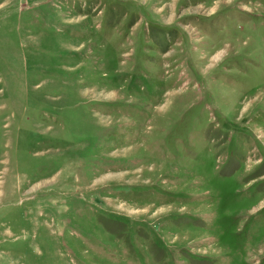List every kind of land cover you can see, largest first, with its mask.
<instances>
[{"label": "rangeland", "instance_id": "1", "mask_svg": "<svg viewBox=\"0 0 264 264\" xmlns=\"http://www.w3.org/2000/svg\"><path fill=\"white\" fill-rule=\"evenodd\" d=\"M0 264H264V0H0Z\"/></svg>", "mask_w": 264, "mask_h": 264}]
</instances>
